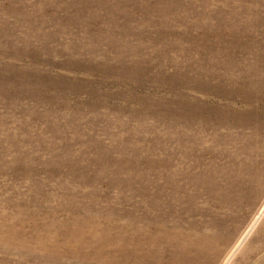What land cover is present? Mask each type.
<instances>
[{"label": "rangeland", "instance_id": "1", "mask_svg": "<svg viewBox=\"0 0 264 264\" xmlns=\"http://www.w3.org/2000/svg\"><path fill=\"white\" fill-rule=\"evenodd\" d=\"M0 264H264V0H0Z\"/></svg>", "mask_w": 264, "mask_h": 264}]
</instances>
